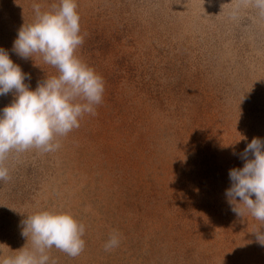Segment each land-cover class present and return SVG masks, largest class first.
Masks as SVG:
<instances>
[{
    "label": "rangeland",
    "instance_id": "obj_1",
    "mask_svg": "<svg viewBox=\"0 0 264 264\" xmlns=\"http://www.w3.org/2000/svg\"><path fill=\"white\" fill-rule=\"evenodd\" d=\"M0 264H264V0H0Z\"/></svg>",
    "mask_w": 264,
    "mask_h": 264
}]
</instances>
